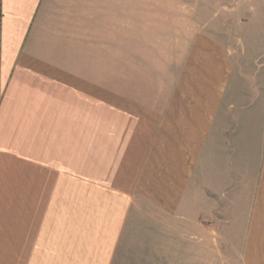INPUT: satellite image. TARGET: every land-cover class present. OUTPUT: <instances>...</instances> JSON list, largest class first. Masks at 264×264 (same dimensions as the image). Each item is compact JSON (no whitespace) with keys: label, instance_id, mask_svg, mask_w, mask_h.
Segmentation results:
<instances>
[{"label":"crops","instance_id":"obj_1","mask_svg":"<svg viewBox=\"0 0 264 264\" xmlns=\"http://www.w3.org/2000/svg\"><path fill=\"white\" fill-rule=\"evenodd\" d=\"M135 5L0 0V264H43L59 234L120 235L138 218L201 238L226 219L228 252L264 264V50L241 100L212 28L195 48L224 83H156L151 63L150 83L131 81L106 58L138 26Z\"/></svg>","mask_w":264,"mask_h":264},{"label":"rangeland","instance_id":"obj_2","mask_svg":"<svg viewBox=\"0 0 264 264\" xmlns=\"http://www.w3.org/2000/svg\"><path fill=\"white\" fill-rule=\"evenodd\" d=\"M135 7L132 21L137 16L138 26L123 28V47L120 50L117 45L108 51V65L122 68L124 77L131 81L150 83L153 77L156 83H194L200 82L202 73L205 80L207 73L212 76L217 71L224 83L227 76L221 67L212 70L210 58L201 57L195 48L200 30L212 28L226 40L220 50L231 56L234 98L242 99L244 64L257 66L258 59L250 56L264 50V0H137ZM207 23L212 26L205 27ZM178 39L179 44L174 42ZM200 58H204L203 63ZM150 63L155 67L151 77ZM179 68L183 74H178ZM133 209L140 212L146 207L140 204ZM75 230L85 229L80 226ZM124 230L120 235L59 234L53 249L42 252L43 264H239L233 257L236 249L227 250L226 219L214 233L204 227L202 238L193 235L194 227L177 220H172L168 229L147 224L145 219H129ZM238 238L231 236L236 245Z\"/></svg>","mask_w":264,"mask_h":264}]
</instances>
